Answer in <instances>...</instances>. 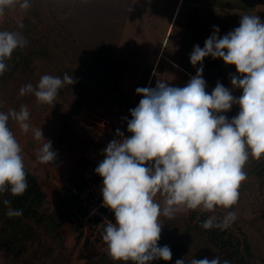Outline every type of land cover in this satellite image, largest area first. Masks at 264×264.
I'll list each match as a JSON object with an SVG mask.
<instances>
[{
  "label": "rangeland",
  "instance_id": "374dc122",
  "mask_svg": "<svg viewBox=\"0 0 264 264\" xmlns=\"http://www.w3.org/2000/svg\"><path fill=\"white\" fill-rule=\"evenodd\" d=\"M177 1L151 0L146 3L135 0L133 16L126 24L125 18L120 16L118 0L109 3H106V0L101 2L94 0L88 9L85 8L86 4L81 2L31 0L30 9L22 10L17 5L14 8H6L4 15L0 16V25L3 24L6 31L12 32L16 31L24 17L40 6L44 14L43 16L40 14L44 20L40 23L42 33L48 35L47 32L51 29L48 27L51 25L48 18L54 22L59 19L53 18L56 15L66 20V23L60 22L56 29L52 28L49 32L54 33L52 39L56 44L61 41L65 30L73 32L78 29V32H84L85 36L81 33L80 35L87 37L88 40H93V36L100 37L101 40L97 41L100 43L99 46H106L107 39L115 45L114 48H110L111 50L106 49L107 56L100 59L112 67L113 76L99 70L93 60L87 61L83 66L76 56L70 55V59L76 62L87 82V89L81 90L82 95L79 98L77 93L66 90L63 93L59 91L52 104H40L34 95L26 102L31 128H41L43 136L51 141L52 149L57 153L54 164H41L37 159V152L45 141L34 140L31 130L25 134L15 121L9 120V127L22 148L25 169L33 176L26 177L28 182V188L24 193L26 199L23 202L16 201L14 206H10L16 210L15 207H18L20 202L27 211L31 209L32 212L34 208L32 204L38 203L39 212L43 213V217L39 221L30 219L23 210V215L19 216L20 220L17 222L6 223L5 217L0 220V264H132L131 261H114L108 250L89 247L83 251L78 249L77 229L68 219L71 197L62 189L66 184L73 183L75 178L79 176L81 178L86 169L97 162L99 153L103 154V149L116 136L117 129L129 134L127 131V120L131 119L129 110L135 108L142 98L136 93L138 87H155L158 80L166 81L171 86L183 87L201 66L199 64L192 66L190 54L195 45L202 48L209 36L189 34L191 27L180 29L186 6L182 9L173 33L171 30L167 35L171 12ZM233 2L243 4L244 7L250 6L251 15L259 16L264 21V0ZM204 9L203 7V12ZM220 10H224V6ZM207 12L208 17L204 20L206 25L212 29L213 26H218L220 30H224L221 24L227 19L222 18L224 12L216 9ZM84 16L85 19L81 18ZM88 16L91 22L97 18V24L101 22L110 24L111 20V31L94 23L92 26L80 23L81 19L83 22L86 21ZM221 18L222 21L219 20ZM238 19L239 14L234 18L232 13L231 22L225 26L224 34L219 35H225L239 27L235 26ZM120 26L124 28L121 39L118 38ZM166 35L167 40L163 45ZM81 54L85 56L84 52ZM202 67L207 92L211 93L217 82L225 87H232L230 75L236 74L235 66L225 65L222 59L206 57ZM36 76L40 80L43 75L37 72ZM114 94L125 101V108H121L112 100ZM233 94L239 97L242 90L234 89ZM21 97L18 94L17 98ZM77 98L81 102H78ZM9 110H13V106L9 104L0 107V111ZM238 111L239 106L234 105L225 115L231 119ZM259 160L260 162H257V159L249 157L244 167L247 178L239 188L238 203L231 209L218 207L212 213L202 209L185 210L178 212L172 219L161 215L159 223L162 225V231L158 246H169L172 259L154 260L151 264H175L177 259L183 258L186 264L193 258L212 259L216 256L221 258V252L210 243L208 234L198 229L197 219L208 214L222 220L228 211H234L237 215V219L229 227L230 234L234 240L238 238L242 243L247 239L255 253V257L247 259L248 262L264 264V177L256 173L257 168L262 169L264 166V156ZM156 200L163 207V197L158 195ZM240 246L244 248V243Z\"/></svg>",
  "mask_w": 264,
  "mask_h": 264
},
{
  "label": "clouds",
  "instance_id": "9594fccd",
  "mask_svg": "<svg viewBox=\"0 0 264 264\" xmlns=\"http://www.w3.org/2000/svg\"><path fill=\"white\" fill-rule=\"evenodd\" d=\"M87 2V0H83ZM19 5L30 8L29 0H0V16L6 8ZM23 28V25H19ZM219 27L201 48L195 45L190 54L192 66L201 65L183 87L158 80L155 87H138L142 98L130 109L125 136L103 149V159L95 168L102 178L103 207L114 213L115 223L108 221L102 240L114 261L151 264L154 260L170 261L169 246H158L162 225L159 217L174 218L178 212L202 209H231L238 203L239 188L246 180L244 167L253 157L264 156V21L259 16H241L239 27L220 36ZM28 41L18 31H0V75L7 61ZM222 59L233 65L231 88L217 82L211 93L206 91L203 60ZM76 81L72 75L63 78L43 75L38 84L21 87L20 95L34 94L40 104H52L59 90ZM234 89L242 90L237 97ZM234 105L238 113L228 118ZM2 107V105H0ZM30 113L22 105L19 111H0V194L22 196L28 188L22 148L9 127L15 121L23 133L30 130L36 141H45L37 152L41 164H54L57 153L41 128H31ZM163 197V207L157 196ZM9 200H4L9 205ZM8 217L23 215L22 209L9 207ZM237 219L228 211L222 220L215 215L202 223L206 230H227ZM175 264H186L177 259ZM189 264H231L228 259L193 258Z\"/></svg>",
  "mask_w": 264,
  "mask_h": 264
},
{
  "label": "trees",
  "instance_id": "16d2710c",
  "mask_svg": "<svg viewBox=\"0 0 264 264\" xmlns=\"http://www.w3.org/2000/svg\"><path fill=\"white\" fill-rule=\"evenodd\" d=\"M62 1H67L70 3L81 2L86 4L85 8L87 9L92 3H94V0H87L86 3L83 2V0H76V1L62 0ZM101 1L102 0H100V2ZM106 1H107L106 3H109L112 0L109 1L106 0ZM118 2H119L120 16L123 19L125 18L124 22L126 24L133 14V6L135 0H118ZM29 3L31 5V0H29ZM109 6L110 5H108L107 8H109ZM40 14L42 15L43 13H42V7L39 6L35 8L34 11L30 13V15L22 19L19 25L22 24L23 28H20L19 25L17 26L16 31L20 32L24 37V39L28 41V43L24 48H18L13 52L11 59L6 62L7 70L3 73V75H0V105L3 106L5 104H9L13 106V110L16 111H19L22 105H26V102L29 100V98H32V96L34 95V94H26L21 98H17L18 94L20 93L21 87L29 83H31L33 87H35L38 84L39 77L36 76L37 72H40L41 75L47 74V75L59 76L61 78H63L65 74L72 75L76 82L73 85H66L59 91L61 93L65 92L66 90L69 92H75L78 94L77 95L78 98L80 97V95H82L81 90L87 89V82H85L84 75L82 71L79 70V67L76 64V62L70 59V55L76 56L78 60L81 61V64L83 66H85L84 63H87V61L93 60L96 67H98L99 70H102L103 73L109 74L110 76L114 75L112 67L108 66L107 64H104V62L100 60L101 58L107 56L106 49L114 48L115 46L112 45L110 41H108L109 39L106 40L107 41L106 46L104 45L99 46L100 43L97 41L99 39L101 40L100 37L93 36V40L90 38H89L90 40H88L87 37H84L85 36L84 32H78V29L77 30L75 29V31L73 32L65 30V32L62 34L61 41L56 44L55 41L52 39V37H54V33L51 32V34H49V32L51 31L52 28L56 29V25L59 24L60 22L66 23V20H63L64 18L60 16L54 15L53 18L57 17L59 19L54 20L53 22V20H50L47 16H44L46 19L48 18L49 23H51V25L48 26L51 29L49 30V32H47L48 33L47 35L46 33L41 32L42 26L40 25V23L44 22V20L41 18ZM81 18L85 19V16ZM89 19H91L90 16H88L86 21L84 20V22L81 19L80 23L82 24L88 23L89 26H92L94 23V25L102 26L106 30L111 31L110 30L112 25L111 20H109L110 24H106L105 22H101L97 24L96 23L97 18L93 22H91ZM123 30L124 28H121L120 26V30L118 34L119 36L118 38L120 39L123 34ZM0 31H6L4 29L3 24L0 25ZM80 33L84 36L80 35ZM46 35L50 36L51 38H48ZM207 35L210 36L211 34H207ZM43 39H45V41H43ZM81 52H84L85 56H83ZM78 102H81V100L78 99ZM257 162H260V160H258ZM25 171L27 174L26 177H33L26 169ZM256 173L264 177V166L262 167V169L257 168ZM79 177L75 178V181L77 183L82 178ZM38 188L39 187H37V189ZM62 191L68 192L66 186H63ZM25 199H26L25 194L18 197L12 196L10 192H5L3 194H0V216L2 218L0 220H3V218L5 217L6 223L9 222L11 224L14 223L15 221L16 222L19 221L20 217L10 218L7 216L6 213L9 207L12 208L10 205L14 206L16 204V201L23 202V200ZM4 200H10L11 203L9 205H5ZM32 207H34L32 209V212L31 209L27 211L24 205L19 202L18 207L15 208L24 210V213L26 214V216H29L30 219L34 218L39 221L43 217V213L39 212L38 203H33ZM192 216L195 219L194 213H192ZM208 217L209 215L207 214V216L202 215L200 218H198L197 219L198 223L196 222L197 227H199L198 229L208 234L210 238L209 240L210 243L213 244L216 248H218L219 252H221V259L222 260L228 259L231 261V264H250L247 259L255 257V253L252 251V247L250 246L248 240L247 239L244 240L243 242L244 248H241L240 245L243 243L240 242L238 238L234 240V238L229 232V228L223 231L218 228H212L208 230L204 229L201 225L206 219H208ZM217 221L219 222V220ZM76 229L78 231L77 227Z\"/></svg>",
  "mask_w": 264,
  "mask_h": 264
},
{
  "label": "built area",
  "instance_id": "2783aa9c",
  "mask_svg": "<svg viewBox=\"0 0 264 264\" xmlns=\"http://www.w3.org/2000/svg\"><path fill=\"white\" fill-rule=\"evenodd\" d=\"M124 135L130 136L131 133ZM98 164L86 169L78 183L74 181L65 185L71 197L68 219L78 228L76 236L80 251L86 247L108 250L102 240L103 230L108 221L115 223L114 213L102 206V178L95 173Z\"/></svg>",
  "mask_w": 264,
  "mask_h": 264
},
{
  "label": "crops",
  "instance_id": "0c3cea01",
  "mask_svg": "<svg viewBox=\"0 0 264 264\" xmlns=\"http://www.w3.org/2000/svg\"><path fill=\"white\" fill-rule=\"evenodd\" d=\"M149 1L151 2V0H142V2H146V3H149ZM233 1L234 0H178L173 12H171V19L168 25L167 35L170 33L171 30L173 33L174 29L176 28V24L179 18L181 17L182 9L184 6H186L185 9L186 13L184 15L182 25H180L181 30L183 28L191 27L192 30L188 31L190 32L189 34H212L213 29L209 28L208 25H206V22H204V20L205 18L208 17L209 14L207 10L211 11V9H216L217 11L224 12L222 18L227 17V19L223 21L222 18L219 19L222 21L221 24H223V28H224V30L219 29L220 30L219 34H224L225 26L231 22L230 16L232 13L234 14V18L238 17L239 14V19L235 22L236 23L235 26H239L241 16L245 14L251 15L252 13V9L250 8V6L246 5L244 7L243 4H236ZM223 6H224V10H220V8H222ZM203 7L205 8L204 12H203ZM216 13L213 14V16L216 15ZM219 20H217V22ZM167 35L163 41V45L167 40ZM102 159H103V154L99 153L98 160L96 163L100 162Z\"/></svg>",
  "mask_w": 264,
  "mask_h": 264
},
{
  "label": "water",
  "instance_id": "95a60500",
  "mask_svg": "<svg viewBox=\"0 0 264 264\" xmlns=\"http://www.w3.org/2000/svg\"><path fill=\"white\" fill-rule=\"evenodd\" d=\"M112 100H113L118 106H120L121 108H125V106H126L125 101H124L122 98H120L118 95L114 94V95L112 96Z\"/></svg>",
  "mask_w": 264,
  "mask_h": 264
}]
</instances>
